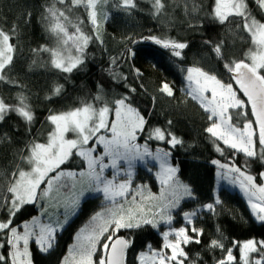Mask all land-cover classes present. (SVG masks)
I'll use <instances>...</instances> for the list:
<instances>
[{"label": "trees", "instance_id": "obj_1", "mask_svg": "<svg viewBox=\"0 0 264 264\" xmlns=\"http://www.w3.org/2000/svg\"><path fill=\"white\" fill-rule=\"evenodd\" d=\"M116 2L117 0H107V3L99 5V11L107 13L108 18L103 17V25L94 28L84 8L72 7L70 0H64L63 4L59 0H0V29L9 34L10 43L16 49L13 63L6 70L8 79L13 83L0 81V98L7 104H16L17 95L22 93L27 97V103L35 115L30 132L29 126L14 112L9 113L5 120L0 122V196L10 198L6 189L12 179V173L22 164L21 150H24L23 155H26V146L33 140L46 142L52 128L47 119L49 115L88 103L96 108L104 104L112 106L113 101L127 95L132 106L138 109L147 122L145 131L139 136L141 141L147 139L151 129L159 127L166 132L170 131L183 142L182 145L170 149L166 141H148L153 148L171 151L169 158L178 168V177L187 183L195 194L194 200L185 199L180 207L174 210L173 226L190 228L182 216L184 212L200 209L205 204L215 203L217 199L220 201L215 205V213L200 209L194 224L195 227L204 230L202 242L199 245L193 243L185 246L189 256L186 264L191 262L216 264L218 260L224 259L226 251L207 248L211 239L221 240L225 249H232V254L236 258L232 264H240L239 246L250 239L264 240V223L255 219L246 199L238 189L221 184L216 197L217 166L212 161L218 159L225 164L234 163L243 169L247 158L243 153L233 156L234 150L226 147L223 154L216 150L212 138L205 132L210 124L209 113L203 110L198 101L186 95L184 89L187 73L182 69L201 68L215 75L223 83H231L238 96L245 100L231 74L225 70L224 64L240 60L249 63L246 54L252 48L250 38L236 27L239 18L224 25L210 18L215 0H164L166 8L159 17L152 15L149 0H137L138 8L131 14L117 8ZM248 5L252 14L264 22V14L258 11L254 0H248ZM194 6L195 12L192 11ZM48 8L65 11L73 23L83 21L79 26L91 37L85 50L83 65L74 69L72 73H63L52 68L49 53L32 51L40 49L41 46L57 47V38L47 30L48 22L44 19L48 16L46 12ZM68 8H71V11H68ZM68 31L72 33L74 28L69 26ZM146 37L186 42L188 47L183 50L182 59L176 58L151 39H145ZM205 41H211L212 44L209 45ZM221 41L223 60L218 59L212 51V45ZM113 59H116V64L111 63ZM150 63L155 68H149L147 64ZM113 73L126 79H114ZM261 75H264V70H261ZM164 81H168L173 88V97H168L160 91ZM57 85H62L63 90L59 96H53L52 90ZM132 88L136 91L131 92ZM97 95L101 100H94ZM245 105L243 109L231 110L233 122L238 127L253 121L247 102ZM238 112H246L247 115H237ZM169 120L172 121L171 126L167 123ZM221 146L224 147L222 142ZM257 148L259 149V145ZM83 166L80 158L74 157L62 167L80 169ZM156 166L155 163H150L149 167L137 165L133 184L139 183L158 191L160 183L154 173ZM261 172H264V165L259 161L250 164L248 173L255 177L258 184L263 183ZM106 205L101 194L86 197L77 214L57 233L55 246L50 251L44 253L40 251L35 241L31 242L33 264H62L70 246L75 242L76 234ZM39 211L37 204L24 206L13 218L12 226L22 225ZM8 219L7 208H0V222H6ZM162 227L161 225L157 229L151 226L139 230L121 229L115 234L134 239L133 245L126 251V264H137L139 253L149 251V244L153 249H162L163 237L160 231ZM6 240V231L0 232V244L3 245L0 247V255L8 257L10 246ZM96 252L93 261L98 264L106 253L99 245ZM252 256L255 257L256 254Z\"/></svg>", "mask_w": 264, "mask_h": 264}, {"label": "snow or ice", "instance_id": "obj_2", "mask_svg": "<svg viewBox=\"0 0 264 264\" xmlns=\"http://www.w3.org/2000/svg\"><path fill=\"white\" fill-rule=\"evenodd\" d=\"M61 4L64 0H59ZM107 3V0H70L72 7L82 6L87 13V18L94 28L98 27V15L104 19L108 14L98 12V5ZM152 5V15L159 17L165 11L164 0H149ZM258 11L264 14V0H254ZM115 6L122 11L131 14L137 10V0H117ZM71 11V8L67 9ZM196 11L195 6L192 9ZM48 16L44 19L48 22L47 30L57 38V47L48 48L41 46L33 49L34 53H49L50 66L63 73H72L74 69L83 65L86 56V48L91 37L86 35L78 23H73L63 10L54 8L46 9ZM185 12H188L187 4ZM210 18L224 25L231 20L239 18L236 27L241 33L250 38L252 48L246 54L250 60L232 61L224 64L225 70L231 74L232 79L239 85V91L247 98L251 105L252 115L255 121H248L242 127H238L233 121L231 110H240L246 107L245 101L237 97V90L231 83L225 84L215 75L203 71L198 67H188L186 70L185 93L193 100L199 102L206 113H209V126L205 132L212 138L216 150L224 153L225 147L234 150L232 155L243 153L247 158L244 168L234 163L221 164L217 160L212 163L219 166L222 172L218 176L228 179L233 185H238L247 197V202L255 219L264 223V184H257L255 177L248 173L250 164L259 161L264 165V22L258 20L249 9L248 0H215ZM69 26L74 28L69 33ZM197 25H190L195 27ZM15 32V26L13 27ZM98 38V37H97ZM11 37L0 29V81L13 83L7 77V69L13 63L15 46L10 43ZM156 45L168 50L171 56L183 58V50L188 47L186 42L159 37H146ZM135 43V41H133ZM211 45V41H205ZM75 50V55L71 49ZM223 41L212 45V51L220 60L224 59L222 52ZM131 55V49L128 50ZM35 63V61L33 62ZM116 64V59L111 61ZM139 70H137L138 72ZM114 79H126V77L113 73ZM63 90L62 85H57L52 90L53 96H59ZM135 88L131 92H135ZM160 91L168 97L174 96L173 88L167 83L163 84ZM210 93V95H209ZM51 99V97H47ZM94 100L99 101L97 95ZM15 113L26 125L30 126L35 119L31 106L27 103V97L22 93L17 95L16 104H7L0 98V122L5 120L9 113ZM113 115L111 121L107 118ZM237 115H247L246 112H238ZM48 122L52 125L45 143L30 142L27 155L21 150V162L27 166V170L17 167L12 173V179L6 189L8 196H0V208H7L9 219L0 222V232L6 231V243L10 246L9 256L0 255V264H31V253L29 242L34 240L40 251L47 253L56 243L58 229H62L68 222L70 215L80 207L82 200L92 193L101 194L107 206L101 212L95 213L88 225L77 233V243L70 246L69 255L64 258L62 264H95L93 255L98 245L106 253L98 264H124L126 251L133 245V238L117 237L115 234L121 229L139 230L146 226L153 229L159 228L160 224L169 226V230L162 233L164 239L163 249H169L170 254L163 249L156 250L148 245L149 252H141L139 259L141 264H186L189 261L185 246L190 244H201L204 234L202 228L195 227L200 209L184 212L183 218L191 227L172 228L174 219L172 213L179 208L185 199H195L194 191L178 179L177 167L169 164L171 151L157 148L153 153L148 141H166L170 149L182 145V141L170 131L159 127L148 132L147 139L143 145L136 143L138 133L145 131L146 120L138 109L132 106L130 97L125 95L112 102L96 108L93 104H84L67 112L52 114L48 116ZM171 126L172 121L169 120ZM253 123L258 125V131L253 128ZM104 130L110 135L101 134ZM68 133H73L75 138H67ZM222 145L224 147L221 146ZM103 146L101 155H94L97 146ZM259 145V149L257 148ZM74 157H79L84 167L79 170L65 171L62 167ZM108 163H105V158ZM150 157L159 163L160 172L158 177L162 186L161 197H141L139 203L136 196L132 197V205L126 206L129 190L132 183V169L137 160L145 161ZM121 161L128 165L122 168ZM112 168V178L105 176V169ZM123 170L126 179L117 182L120 171ZM260 175L264 177V172ZM71 179L69 185L66 181ZM63 195L64 212L63 220L42 221L39 217H33L31 222L25 221L20 226H12L13 218L26 205H35L40 200L55 201L61 203ZM155 201V203H152ZM215 203L203 205L209 213H215ZM43 207V206H42ZM43 215H47L46 209ZM22 228V231L20 230ZM219 232V228H217ZM173 237L169 239V237ZM3 245L0 244V247ZM235 246V242H234ZM240 247V264H264V240L250 239L243 242ZM208 249H221L226 251L224 259L216 264H232L235 257L232 249H225L221 240L211 239L207 245ZM252 254H256L255 257ZM199 256V253H197ZM195 264V262H191Z\"/></svg>", "mask_w": 264, "mask_h": 264}, {"label": "rangeland", "instance_id": "obj_3", "mask_svg": "<svg viewBox=\"0 0 264 264\" xmlns=\"http://www.w3.org/2000/svg\"><path fill=\"white\" fill-rule=\"evenodd\" d=\"M100 5V4H99ZM99 5H98V12H100L99 11ZM103 23H104V21H103V16L102 15H98V26H101V25H103ZM71 52H72V54L73 55H75L76 53H75V50H74V48L73 49H71ZM146 64V63H145ZM147 66L149 67V68H155L154 66H153V64L152 63H150V64H147ZM211 75V74H210ZM165 83H167L170 87H171V85H170V83L168 82V81H164V84ZM187 83V82H186ZM234 88V87H233ZM235 89V88H234ZM209 95H210V93H209ZM237 97L239 98V99H241V100H243V98H240L239 96H238V92H237ZM245 101V100H244ZM246 103V102H245ZM111 107V106H110ZM67 111H70V110H67ZM67 111H64V112H67ZM108 119H109V121H111V120H113L115 117L113 116V115H109L108 117H107ZM253 128L254 129H256L255 128V126H254V124H253ZM101 134H105V135H110V133H106L104 130H101ZM140 134L141 133H138V135H137V141H136V143H138V144H140V145H143L144 143H145V141H141L140 139H139V136H140ZM67 138H69V139H72V138H75L74 137V134L73 133H68L67 134ZM148 146H149V148H150V150L153 152V153H155L156 152V149L157 148H153V147H151V145L150 144H148ZM103 153V146L102 145H98L97 146V151L94 153V155H101ZM26 155H27V153H26ZM215 160H217V161H219L218 159H215ZM74 162H76L75 160H74ZM221 164H225V163H222L221 161H219ZM105 163H108V158L106 157L105 158ZM121 163V165H122V168L123 169H126L127 167H128V165H127V163L125 162V161H121L120 162ZM150 163H155L157 166L155 167V169H154V173H155V176H156V178H157V180H158V182L160 183V178L158 177V173L160 172V168H159V163L157 162V161H153L150 157H148V158H146V160L145 161H140V160H137V161H135L134 162V167H133V169H132V183H131V189L129 190V194H128V197H127V202H126V206H133L132 205V197L135 195L136 196V202L137 203H139L140 202V200H141V197H143V198H145V201L147 202V198L148 197H150V196H155V197H161V195H162V186H161V183H160V189L158 190V191H154V190H152L150 187H148V186H143L142 184H133V180H134V178H135V175H136V171H137V165H140V164H142V165H146V166H148L149 167V164ZM169 164L172 166V167H177L175 164H173L172 163V161L170 160V158H169ZM217 166V171H216V177H217V181H216V188H215V194H216V197H217V189L219 188V185H221V184H225V185H227V186H229V187H231V188H236V189H238L241 193H242V195L244 196V198L246 199V202H247V197L244 195V193L240 190V188L238 187V185H233V184H231L230 182H229V180L228 179H224V178H221L220 176H218V172H222L223 170L222 169H220L219 168V166L218 165H216ZM84 167V166H83ZM82 167V168H83ZM19 168H21V169H23V170H27V166L25 165V164H21L20 165V167ZM82 168H69V169H65V171H69V170H76V171H79V170H81ZM113 169L112 168H107V169H105V176L106 177H108L109 179H111L112 178V174H113ZM176 176L178 177V172L176 173ZM124 179H126V175H125V172L123 171V170H121L120 171V173H119V175H118V177H117V182H121V181H123ZM178 179L180 180V178L178 177ZM181 181V180H180ZM69 185H71V183H73V181L71 180V179H68L67 181H66ZM183 182V181H182ZM184 184H187V183H185V182H183ZM258 184V183H257ZM259 184H261V183H259ZM262 184H264V177H263V183ZM188 185V184H187ZM189 186V185H188ZM190 187V186H189ZM96 194H98V193H92V194H90L89 196H93V195H96ZM88 197V196H87ZM86 198V197H85ZM84 198V199H85ZM60 199H61V203L60 204H57L55 201H44V200H40L38 203H36L38 206H39V208H40V211H39V213L37 214V215H35V216H33V217H39L42 221H55V220H63V215H62V213L64 212V207H63V195L60 197ZM83 199V200H84ZM82 200V201H83ZM103 202H105L104 200H103ZM106 204H107V202H105ZM152 203H155V201H152ZM247 204H248V202H247ZM43 206V207H42ZM81 206V205H80ZM107 206V205H106ZM248 206H249V204H248ZM105 207V206H104ZM104 207H102L101 208V210H99L98 212H101L102 210H103V208ZM80 208V207H79ZM79 208L75 211V214L74 215H70V217H69V219H68V222L77 214V212H78V210H79ZM201 208H203V207H201ZM200 208V209H201ZM249 208H250V206H249ZM46 209V211H47V215H43V212H44V210ZM174 212V211H173ZM188 212V211H187ZM172 215H173V217H174V214L172 213ZM183 216V215H182ZM32 217V218H33ZM32 218L31 219H29V220H27L28 222H31V220H32ZM174 220V219H173ZM67 222V223H68ZM24 223V222H23ZM66 223V224H67ZM65 224V225H66ZM64 225V226H65ZM163 226L162 228H160L161 230V236H162V233L163 232H165V231H168L169 230V226L168 225H166V224H163V223H161L160 224V226ZM171 227L172 228H180V227H185V226H173V221H172V225H171ZM63 229V228H62ZM62 229H58V231H57V233H59ZM22 231V230H21ZM76 237H77V234H76V236H75V242L73 243V245L75 244V243H77V239H76ZM163 237V236H162ZM114 238V237H113ZM173 237H169V239H172ZM32 241H34V240H30V242H29V251H30V253H31V242ZM243 244V243H242ZM241 244V245H242ZM163 245H164V239H163ZM162 249H163V246H162ZM161 250V249H160ZM165 252H168L169 254H170V250L169 249H163ZM142 252H145V253H148L149 251H142ZM97 253V252H96ZM105 253V252H104ZM141 253V252H140ZM140 253H139V255H140ZM69 255V252H68V254L66 255V256H68ZM139 255H138V263L137 264H141V262H140V259H139ZM233 255V254H232ZM234 256V255H233ZM93 257H94V255H93ZM31 258V257H30ZM31 264H33V262H32V258H31ZM147 264H151V262L150 261H148L147 262Z\"/></svg>", "mask_w": 264, "mask_h": 264}, {"label": "water", "instance_id": "obj_4", "mask_svg": "<svg viewBox=\"0 0 264 264\" xmlns=\"http://www.w3.org/2000/svg\"><path fill=\"white\" fill-rule=\"evenodd\" d=\"M247 63V62H246ZM235 82V81H234ZM235 85H236V87L239 89V85H237L236 83H235ZM242 95H243V93L241 92V91H239ZM243 97H244V99L246 100V102H247V105H248V107H249V109H250V112H251V105H250V103L247 101V98L243 95ZM251 116H252V119H253V122L255 121V116H253L252 115V112H251ZM255 124V123H254ZM255 126H256V130L258 131V125L257 124H255ZM117 237H123V238H125V236H123V235H117V236H115L113 239H115V238H117ZM125 255H126V253H125ZM124 264H126V259H125V256H124Z\"/></svg>", "mask_w": 264, "mask_h": 264}]
</instances>
